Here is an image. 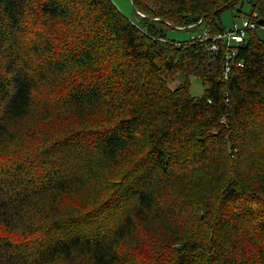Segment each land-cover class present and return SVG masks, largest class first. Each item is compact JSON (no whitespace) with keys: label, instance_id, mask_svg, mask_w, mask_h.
Masks as SVG:
<instances>
[{"label":"trees","instance_id":"1","mask_svg":"<svg viewBox=\"0 0 264 264\" xmlns=\"http://www.w3.org/2000/svg\"><path fill=\"white\" fill-rule=\"evenodd\" d=\"M130 2L0 0V264H264V37L212 40L251 0Z\"/></svg>","mask_w":264,"mask_h":264},{"label":"rangeland","instance_id":"2","mask_svg":"<svg viewBox=\"0 0 264 264\" xmlns=\"http://www.w3.org/2000/svg\"><path fill=\"white\" fill-rule=\"evenodd\" d=\"M112 3L118 8V10L126 16L130 21L134 23H140V19L137 16L139 13L135 12L130 0H111ZM252 4H257L258 6H262L264 0H251ZM252 4H249L247 2H244L241 10L242 15L239 17L233 18L230 11H224L220 15L221 22L223 26H225L226 29L236 27H241L242 22L247 19L246 16L243 14H247L250 12L252 8ZM258 10L256 9V14ZM137 14V15H136ZM255 14V15H256ZM141 15V14H139ZM142 16V15H141ZM234 24V25H233ZM203 27H199L198 29L194 30H182V29H172L169 28L166 30L167 37L171 40L175 41H184L188 40L189 38L197 37L199 34H201V30L203 31ZM255 32L261 36L264 37V27L260 26L258 29H255ZM184 81V78L181 74L176 75L173 79L168 81V86L170 89L176 88L178 85H180ZM190 81V94L193 97H199L203 94L204 86L201 83L199 79L196 77H189Z\"/></svg>","mask_w":264,"mask_h":264},{"label":"built area","instance_id":"3","mask_svg":"<svg viewBox=\"0 0 264 264\" xmlns=\"http://www.w3.org/2000/svg\"><path fill=\"white\" fill-rule=\"evenodd\" d=\"M234 25V24H233ZM257 24L245 19L241 27L234 26L233 28L226 29L222 34L216 35L212 37L213 41L220 40L222 44H225L228 48V53L226 54V64L224 68L225 77L230 72L231 67L234 65L233 57L236 54V46L241 45L244 39L247 37L248 30L256 29ZM197 38H200L197 36ZM207 35H205L204 39H207ZM210 51L217 52L218 46L216 44H212L209 48ZM238 67L241 66V63H235Z\"/></svg>","mask_w":264,"mask_h":264},{"label":"water","instance_id":"4","mask_svg":"<svg viewBox=\"0 0 264 264\" xmlns=\"http://www.w3.org/2000/svg\"><path fill=\"white\" fill-rule=\"evenodd\" d=\"M131 4H132V3H131ZM262 24H263V22H262V20H260V21H259V25H262Z\"/></svg>","mask_w":264,"mask_h":264}]
</instances>
